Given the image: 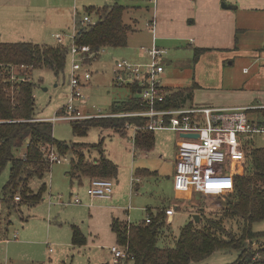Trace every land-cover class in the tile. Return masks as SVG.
Instances as JSON below:
<instances>
[{
  "label": "rangeland",
  "instance_id": "obj_1",
  "mask_svg": "<svg viewBox=\"0 0 264 264\" xmlns=\"http://www.w3.org/2000/svg\"><path fill=\"white\" fill-rule=\"evenodd\" d=\"M114 1L79 0L76 6L83 17V4L87 3V8H101ZM118 3L126 7L124 22L133 28V32L127 47L107 48L89 66L93 77L83 89L88 98L82 107L86 114L110 115L116 111L115 107H122L124 102L137 96L130 87L115 84L114 64L117 60L125 59L135 62L127 56H131L134 50L144 46L151 38L147 28L151 17L148 11L150 3L149 0H118ZM3 21L9 26L0 32H4L0 41L18 43L29 42L30 24L37 25L36 30H40L39 25L43 20L26 10L19 17L4 15ZM45 29L46 35L52 30ZM249 29L244 46L229 55L207 51L200 54L195 62L194 50L189 42H182L178 48L168 50L164 60L166 72L162 76L164 85L174 91L195 88L191 103L196 106H264V61H258L261 51L256 50V47L264 45V28L253 24ZM60 32L72 35L73 28ZM70 38L69 34L64 35L65 44H72ZM45 43L56 45L57 42L49 34ZM246 67H249V72H245ZM70 71V58L65 75L57 77L49 69L35 71L32 80L36 85V117L53 119L60 113L70 97ZM248 116L254 124L264 125V115L260 110L248 111ZM53 123L56 140L85 144L89 146L84 153L88 160L104 155L118 167V178H114L113 182L114 187L119 188L120 196L116 195L118 199L115 201L91 199L87 194L86 179L82 184L76 179L72 183L67 175L72 159L69 154L65 155L67 159L61 164L52 166L51 173L45 179L48 191L41 202H5L4 187L10 176L8 165L0 175V264H116L110 253V249L116 245L110 226L112 217L138 224L147 220L146 208L156 214L158 209H166L179 202L181 208L171 224L166 220L168 227L159 242V247H173L190 219L201 222V209L205 208L208 215L220 217L219 213L229 201L227 195L207 197L191 193L183 194L185 197L177 201L179 195L175 190L173 162L180 137L174 131H157L150 149L138 146L133 151L129 129L117 131L111 127H92L85 136L79 137L74 135L71 122ZM244 141L253 148H264V132L244 136ZM23 152L21 149L15 154L21 156ZM135 168L147 172L138 191L132 183ZM41 184L39 180H33L32 190L37 192ZM75 198H80L82 204L72 203ZM72 225L80 227L87 245L72 246ZM233 229L237 233L240 228L234 224ZM252 232L259 235L253 242L264 244V221L254 224ZM15 234L18 239H14ZM238 257V251L221 250L204 261L192 264H234ZM120 264L132 263L121 261Z\"/></svg>",
  "mask_w": 264,
  "mask_h": 264
},
{
  "label": "trees",
  "instance_id": "obj_2",
  "mask_svg": "<svg viewBox=\"0 0 264 264\" xmlns=\"http://www.w3.org/2000/svg\"><path fill=\"white\" fill-rule=\"evenodd\" d=\"M125 10L126 7L118 0L101 8H85V15L91 18L92 23L78 25L75 44L89 46L97 54L96 59L100 56L98 53L107 48L127 47L133 28L124 22ZM78 17L80 21L83 18L80 14ZM194 52L196 62L206 50L195 49ZM69 53L70 45L67 44L0 43V175L10 165L9 181L4 187L5 202L19 198L17 202L36 204L44 199L48 191L45 179L53 166L49 157L52 149L64 160L67 159L65 155H71L67 175L72 183L74 179L82 184L84 179L118 178V167L111 160L104 155L88 160L84 153L89 146L56 140L54 123L39 121L35 115L36 85L32 80L35 71L49 69L57 77L65 75ZM94 60L88 59L86 63L90 66ZM128 87L137 93L136 86ZM194 89H179L167 103L157 106L173 107L172 100L175 103L192 102ZM122 107L124 110L120 111ZM122 107H115L116 111L110 115L150 109L138 96L124 102ZM260 112L264 115V109ZM63 113L61 110L59 114ZM144 123L143 118L134 117H99L71 122L74 135L79 137L85 136L92 127H111L121 131L128 125ZM154 140V133H144L138 137L137 145L148 150L154 145ZM21 149L24 152L17 156L15 152ZM246 151V172L236 177L235 191L227 195L229 201L219 213L220 217L208 215L205 208L201 209V222L190 219L173 247H159L168 227L164 210L156 214L150 212V222L144 220L133 224L113 219L117 245L128 251V257L122 261L132 264H192L204 261L221 250H235L239 257L234 264H256L252 263L253 256L257 252L264 254V244L258 242V251L253 248V240L259 235L252 232L254 224L264 221V148H253L246 143ZM33 180L42 183L37 192L31 188ZM234 224L240 228L237 233L233 229ZM72 243L74 247H83L87 243L86 237L75 226Z\"/></svg>",
  "mask_w": 264,
  "mask_h": 264
},
{
  "label": "built area",
  "instance_id": "obj_3",
  "mask_svg": "<svg viewBox=\"0 0 264 264\" xmlns=\"http://www.w3.org/2000/svg\"><path fill=\"white\" fill-rule=\"evenodd\" d=\"M78 16V8L75 5L74 33L71 37L72 44L69 53L71 61L68 84L70 97L60 109L64 111L63 114L58 112L53 119H39V121L73 122L99 117L143 118L144 125L127 126L130 130V140L133 142V151L137 148L138 137L144 133L170 130L180 137L176 143L174 175L175 190L178 193L201 194L207 197L232 194L235 191L236 177L244 175L247 169L248 158L244 136L264 132V125L254 124L248 116V111L262 110L264 106L223 108L196 106L191 102L177 101L175 103L172 100L173 107L158 108L157 105H164L172 99L176 91L169 90L162 84L161 76L165 70L164 60L167 51L152 47L142 49L145 62L125 59L117 60L114 64L115 84L136 86L137 96L150 109L119 115L86 114L82 107L85 106L88 98L83 89L90 84L93 77L86 62L88 59H96L97 54L93 53L89 46L75 44L78 25L84 26L92 23L88 15H85L81 21ZM147 27L153 28L154 22H148ZM63 38L60 34L55 35L59 45L65 44ZM248 71L249 69H245V72ZM49 157L52 165L61 164L64 161L55 149L51 150ZM132 182L134 184L140 180L133 178ZM113 191L114 182L109 179H91L87 188V194L91 199L111 198ZM16 200L18 201L19 198ZM74 204H82L81 199L75 198ZM165 213L168 224H171L177 210L173 207ZM147 222H150L149 217ZM257 247L259 248L258 244L253 243V248L258 251ZM111 254L116 264L128 257L127 249L118 245L111 248ZM263 262L264 254L260 252L252 258V263L264 264Z\"/></svg>",
  "mask_w": 264,
  "mask_h": 264
},
{
  "label": "crops",
  "instance_id": "obj_4",
  "mask_svg": "<svg viewBox=\"0 0 264 264\" xmlns=\"http://www.w3.org/2000/svg\"><path fill=\"white\" fill-rule=\"evenodd\" d=\"M115 2L116 0L110 5ZM76 3V0H0V32L2 29L4 30L5 27L9 26H7L3 21L4 15L7 17H19L22 11L29 10V12H32L34 16H38L43 20L39 25L41 28L40 30H36L38 28L37 25L30 24V34L28 35L30 39L29 42L47 44L45 42L48 40L49 34L50 38H55V35L57 34H60L63 37L64 35L68 36L69 34V36L72 37L74 33V20L72 12ZM149 3L150 7L148 11L151 14V17L148 22H154V27H147L151 38L145 43V45L137 48V50H134L131 56H127L135 62L146 61L142 56L143 48L157 47L168 51L178 48L182 45V42H189L193 50L200 49L206 50V52L213 51L226 54L228 53L229 55L240 51V49L244 46V39L250 31L249 26H253V24H255L257 27L260 26L261 28H264V0H149ZM223 4H226L228 8H224L222 6ZM86 5L87 3L83 4L84 9L87 8ZM46 27L48 29H52L48 35L45 33L47 31V29H45ZM66 28H73L72 35H70L71 33L60 32V30H64ZM33 31L34 33H31ZM3 33H0V39L3 38ZM0 43L11 42L0 41ZM256 50L261 51L257 57L258 61H264V45H262V47H256ZM229 61L230 65H232L233 62H231V59H229ZM245 69H249V67H246ZM165 72L166 70H164L162 76H164ZM162 76L161 79L164 78ZM162 84L166 88L172 90V88L164 85L163 81ZM221 107L243 108L242 106ZM136 147H138V145ZM175 161L176 154L173 164ZM145 173H147L145 170L135 168L133 178L140 180V182H135L133 184L136 191L140 189V184L142 183ZM174 175L175 166L173 176ZM86 182L87 185H89L90 179H86ZM78 183L80 184L79 181ZM116 195L120 196L119 188L114 187L111 198H108L107 200L115 201L118 199ZM178 195L179 197L177 198V201L185 197L181 193H178ZM97 199L100 200L102 198ZM173 207L178 211L179 208H181V205L179 202H175L172 207L170 206L166 209H158L157 212L159 210H164L166 212V210ZM108 208L111 209L112 207ZM146 212L149 217L151 209L146 208ZM113 219L121 220L120 218L112 217L110 224L111 228ZM74 226L80 229L79 226L72 225L71 243L73 239ZM114 236L115 244L117 245L116 234ZM14 239H18L17 234H15Z\"/></svg>",
  "mask_w": 264,
  "mask_h": 264
},
{
  "label": "water",
  "instance_id": "obj_5",
  "mask_svg": "<svg viewBox=\"0 0 264 264\" xmlns=\"http://www.w3.org/2000/svg\"><path fill=\"white\" fill-rule=\"evenodd\" d=\"M224 8H228V6L226 5V4H223L222 5ZM194 137H196V136H194Z\"/></svg>",
  "mask_w": 264,
  "mask_h": 264
}]
</instances>
